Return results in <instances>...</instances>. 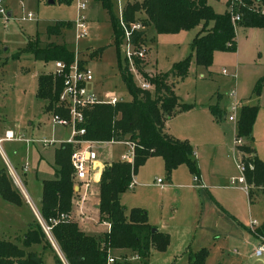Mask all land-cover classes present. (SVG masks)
<instances>
[{
	"label": "rangeland",
	"instance_id": "obj_1",
	"mask_svg": "<svg viewBox=\"0 0 264 264\" xmlns=\"http://www.w3.org/2000/svg\"><path fill=\"white\" fill-rule=\"evenodd\" d=\"M85 1L88 36L76 40L72 28L63 30L58 37L45 34L46 28L56 22L75 20L76 0L69 5L48 4V0H4L11 16L5 25L0 22V129L15 130L17 123L26 124V110L30 115L34 113L38 75L54 73V63L36 61L26 50L37 35L41 45L65 43L78 55L79 61L92 71L93 81L89 88L99 98L106 99L115 94L124 101L130 100L118 64L119 60L124 67L127 61L126 39L122 37L118 56L112 46L111 17L120 20L127 1L140 0H111V12L106 11L98 0ZM207 1L215 13L222 14L230 0ZM27 13L33 14L34 20H22ZM131 25L144 29L138 21ZM198 33V27L177 34H157L149 28L140 49L144 51V70L151 76L174 72L178 63L190 58L186 74L175 80L174 91L182 103L193 108L175 116L170 127L179 135H189L193 139L190 144L196 150L204 186L200 184L201 189L195 188L194 176L185 165L177 167L168 177L161 158L152 157L145 161L134 175L136 184L120 195V203L127 210H145L149 224L168 233L169 245L165 251L151 249L146 262L130 251H112L111 256L116 261L113 264H189L185 254L187 247L192 254L205 248L204 264H264V256L256 258L253 254L259 240L251 232L263 223L264 195L254 196L249 204L247 194L240 188L242 185L237 184L241 176L238 169L240 152L235 146L236 138H240L242 146L253 148L256 156L264 162V81L258 86L259 81L264 80V29L236 27V51L214 52L209 68L195 64L191 45ZM97 52L100 53L94 55ZM150 60H153L154 68ZM129 73L136 85L135 77ZM234 101L239 106L235 122H230L227 118L232 114L230 106ZM218 103L226 116L216 122L212 120L210 108ZM242 106L257 108L250 140L236 134V121ZM26 148L23 143L3 144L8 161L39 208L41 185L30 176L24 177L21 170ZM126 150L127 147L119 143L99 148L97 153L102 168L120 159ZM0 168H5L2 160ZM181 184L187 187L179 186ZM92 187L86 194L89 205H85V212L90 216L91 197L97 190ZM18 193L21 206L0 199V237L6 240H21L27 222L35 223L24 197ZM251 220L257 221V227L249 228ZM38 250L41 251L39 247ZM43 252V264H55L54 255L57 254L48 242Z\"/></svg>",
	"mask_w": 264,
	"mask_h": 264
},
{
	"label": "trees",
	"instance_id": "obj_2",
	"mask_svg": "<svg viewBox=\"0 0 264 264\" xmlns=\"http://www.w3.org/2000/svg\"><path fill=\"white\" fill-rule=\"evenodd\" d=\"M69 5L73 0H53ZM100 5L111 12V0H98ZM238 15L239 21L233 22L232 16ZM140 22L143 30L132 31L129 43L134 50H140L146 29L152 28L157 34H177L199 28L191 51L195 64L209 68L213 53L217 51H236V27L246 29H264V0H230L227 10L218 14L206 0H142L127 3L121 12V19L111 17L112 40L119 56V45L124 37L123 29L129 31L133 22ZM123 27L121 26V24ZM73 30L72 22H56L46 28L47 37H58L65 29ZM26 50L36 61L44 63L63 62L71 64L75 53L65 43L54 42L41 45L37 35ZM101 52V51H100ZM97 52L94 55H98ZM187 57L176 65L174 72L148 75L144 59L134 58L137 71L147 80L152 89L149 91L137 87L128 71L127 61L119 74L130 100L120 101L114 106L96 105L83 112L84 121L80 128L85 129L83 139L99 142H127L134 145L133 164L113 160L102 169L98 181L99 222L108 224L109 229L101 234H87L80 230L75 220H69L72 199L75 194L70 164V145H60L54 157L55 178L42 182L39 209L45 218L66 216L53 229L54 238L68 264H108L112 251H130L135 257L146 262L151 249L165 251L169 245L168 234L155 230L149 224L147 213L140 208L127 210L120 203V195L130 189L131 176L149 158L162 159L165 171L170 177L173 170L185 165L190 174L199 175V168L192 145L186 140L172 137L166 128L169 119L178 113L193 108L181 102L174 91L176 78H182L189 67ZM81 67L83 63L79 62ZM259 81L258 86L263 83ZM62 90V79L53 74H40L37 77L35 97L44 104V111L65 116L58 106ZM214 121L226 116L218 103L210 108ZM257 116L256 107L242 106L236 121L237 137L252 139L253 126ZM241 173L249 187L248 200L259 194L264 195V162L255 154L253 148H240ZM0 197L7 203L21 206L18 191L7 176L6 169L0 168ZM256 238H264V220L262 225L251 231ZM45 239L40 227L31 223L25 232L21 244L0 239V264H43L36 247L43 252ZM207 256L205 248L196 253H188L189 264H204ZM55 264H61L54 255Z\"/></svg>",
	"mask_w": 264,
	"mask_h": 264
},
{
	"label": "built area",
	"instance_id": "obj_3",
	"mask_svg": "<svg viewBox=\"0 0 264 264\" xmlns=\"http://www.w3.org/2000/svg\"><path fill=\"white\" fill-rule=\"evenodd\" d=\"M86 9V1L85 0H76V18L72 22L73 23V32L75 35V39H81L88 36L87 30V20L84 16V11ZM11 14L8 12L5 7L4 0H0V22L2 21L3 25L6 24ZM22 20H34V15L31 13H27ZM233 22L239 21L238 15L232 16ZM123 27L122 23H120ZM139 31V25H131L130 30L127 31L123 29L124 38L126 39V60L128 64V71L135 77L137 81L136 86L142 90L149 91L152 89L151 84L145 80V78L137 71V68L134 64V58H138L142 60L144 58V51L134 50L132 45L129 43V36L132 31ZM78 55L75 53L74 61L71 64H65L63 62H55L54 63V73L55 77L62 79V90L59 94L58 98V106L59 108L66 113L65 116H61L59 114L51 113L50 114V122L52 126H60L68 129V138L65 141H57V140H48L45 138L41 139H22L21 137L15 136L12 131H6L4 136L0 138V158L5 164L6 171L11 181L13 182L16 189L22 194L25 199L26 204L29 206L31 213L40 227L45 239L47 242L53 247L56 252L61 264H68L62 252L60 251L58 244L53 235L54 227L61 221L65 220L66 216L60 215L59 217H50L45 218L40 209L36 207L24 189L22 182L12 166V164L7 160L5 154L2 151L1 144L3 142H12V141H25L27 143H37L40 144L44 148L51 147L55 144L60 145H70L71 153H70V164L72 167V180L81 189L83 192L82 200L85 199L88 189L91 184L97 182L99 179V175L102 172V162L99 160V155L97 150L102 148L103 146H107L110 144H116L117 142L108 141V142H99L83 139L82 136L85 134V129L80 128V124L84 121L83 112L85 110H89L90 108L100 105L107 104L114 106L118 102L123 99L119 98V96L112 94L108 95L106 99L99 98V96L89 88L90 83L93 81V74L90 69L87 67H81L79 64ZM234 96V93L231 94ZM239 104L234 101L230 106L231 115L228 116V121L235 122L236 120V110ZM119 144H123L127 147L125 153L121 154L120 160L122 162H126L128 164H133L134 161V145L127 142H120ZM235 146L240 152V158L238 160V169L241 173L242 162H241V150L242 140L240 138H236ZM28 170L27 164H24L22 167V172L26 173ZM193 181L196 184V187L200 188L199 179L197 176L193 177ZM161 183L160 180L157 181ZM238 185H242L240 188L248 194L249 187L245 181L244 176L241 173L240 178L236 181ZM134 175L131 176L130 188L135 185ZM79 216L83 218L80 213ZM69 220H75V217L70 211ZM257 221L251 220L249 222V228L257 227ZM254 231V230H253ZM253 254L256 258H260L264 256V238H259V244L253 251ZM113 259H108V264H112Z\"/></svg>",
	"mask_w": 264,
	"mask_h": 264
},
{
	"label": "crops",
	"instance_id": "obj_4",
	"mask_svg": "<svg viewBox=\"0 0 264 264\" xmlns=\"http://www.w3.org/2000/svg\"><path fill=\"white\" fill-rule=\"evenodd\" d=\"M140 1H142V0H140ZM140 1H138V2H140ZM127 3H132V2L127 1ZM207 3H208V1H207ZM150 61L152 62V64L150 63L151 66H153V60H150ZM146 64H149V62H146ZM153 68H154V66H153ZM35 92H36V89L34 91V99H35L34 113H32V115H30L29 110L28 109L26 110L25 113L28 114V116H27L28 119L26 121V124H24L22 126L20 123H17L16 126H14L15 130L14 129H5V130L0 129V138H2L4 136V133L6 131H12L13 130L12 132L14 133V135L21 137L22 139L45 138L48 140L52 139V140H57V141L67 140V138L69 136L68 135L69 134L68 129L60 127V126H52V124L50 122V114L51 113L44 111V104L41 101L37 102V99L35 97ZM178 114H180V113H178ZM178 114H176L175 116H177ZM175 116H173L171 119H169L167 121V123H166L167 132L172 137H174L176 139L186 140L190 143V141L193 139L189 138L188 137L189 135L183 137L182 135H179V133H177V131L176 132H175V130L172 131V128L170 127V123ZM212 120L214 121L213 117H212ZM13 142L14 143H23L27 147L25 152H24L23 158H24V163L27 164L28 170L26 173H23L24 177L30 176L32 178V180L38 181L41 185V189H42V182L43 181L52 180L55 178L54 157H55V152H56L57 148L59 147L57 144H55L51 147H48V148H44L40 144L27 143L25 141L3 142L1 144V148H2V151L4 154H5V152L3 150V144L4 143H13ZM194 151H195V157L197 160L196 150L194 149ZM13 152H14V156H15L16 152L15 151H13ZM5 156H6V154H5ZM0 160H1V158H0ZM23 166H24V164H22L21 168ZM99 177H100V175H99ZM197 177L199 179V184L203 185L202 176H200V174H199ZM178 180H180V178H178ZM93 185H95V186H93ZM179 186L187 187V185H184V184H181ZM91 187L93 188V190H95L97 188V190H95V196L91 197V201H92V204L90 205L91 206V216L89 215V212L88 213L85 212L87 210V209L85 210V205H87L86 207H88L89 203L86 200V197L84 200H82L83 192L76 185H74L75 194H74L73 199H72L71 213L75 217V220L78 223V226H79L81 231H83L87 234L96 235V234H101V233L106 232L109 229V226L105 222H99V213H98V209H97V206H98V182H94L91 185ZM195 188L197 190L201 189L199 187H195ZM40 196H41V193H40ZM40 196L38 197V200H40ZM0 199L2 201H4L1 197H0ZM247 199H248V197H247ZM248 202H249V200H248ZM249 204H251V202H249ZM78 206H80V208ZM80 213L82 214L83 218H81L79 216ZM92 217H94V218H92ZM91 218L94 222L91 220ZM30 224H31V221L27 222L25 232L27 231ZM89 224L91 225L90 227H89ZM155 229L158 231H161L160 229H157V228H155ZM25 232H24V234H25ZM161 232H163V231H161ZM164 233L168 234L167 232H164ZM24 234H23V236H24ZM0 239H4V238L0 237ZM22 239H23V237H22ZM22 239L20 240V239L14 238V239H9V240L20 245L22 242ZM255 244H256V241H255ZM35 249L37 250L38 254H40V255H42L44 253V252L38 250L37 247ZM123 251L124 250H118V251H114V252H123ZM188 253H190V251L188 252V247H187L185 254H187V256H188Z\"/></svg>",
	"mask_w": 264,
	"mask_h": 264
},
{
	"label": "water",
	"instance_id": "obj_5",
	"mask_svg": "<svg viewBox=\"0 0 264 264\" xmlns=\"http://www.w3.org/2000/svg\"><path fill=\"white\" fill-rule=\"evenodd\" d=\"M48 4H54V1L53 0H48L47 2ZM156 229H153V231H155Z\"/></svg>",
	"mask_w": 264,
	"mask_h": 264
}]
</instances>
